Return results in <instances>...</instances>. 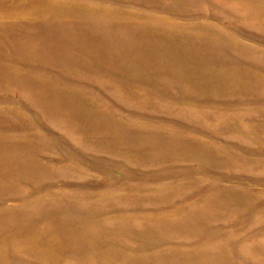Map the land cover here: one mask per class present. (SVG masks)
Masks as SVG:
<instances>
[{"label": "rangeland", "instance_id": "rangeland-1", "mask_svg": "<svg viewBox=\"0 0 264 264\" xmlns=\"http://www.w3.org/2000/svg\"><path fill=\"white\" fill-rule=\"evenodd\" d=\"M0 264H264V0H0Z\"/></svg>", "mask_w": 264, "mask_h": 264}]
</instances>
